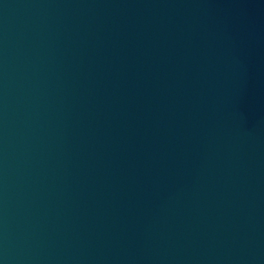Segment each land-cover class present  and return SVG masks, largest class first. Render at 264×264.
Returning <instances> with one entry per match:
<instances>
[{
	"label": "water",
	"instance_id": "95a60500",
	"mask_svg": "<svg viewBox=\"0 0 264 264\" xmlns=\"http://www.w3.org/2000/svg\"><path fill=\"white\" fill-rule=\"evenodd\" d=\"M0 264H264V0H0Z\"/></svg>",
	"mask_w": 264,
	"mask_h": 264
}]
</instances>
